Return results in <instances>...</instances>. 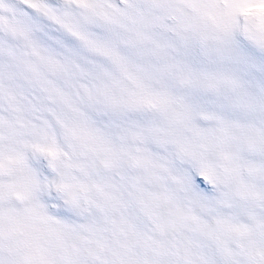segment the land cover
<instances>
[{"label":"clouds","instance_id":"1","mask_svg":"<svg viewBox=\"0 0 264 264\" xmlns=\"http://www.w3.org/2000/svg\"><path fill=\"white\" fill-rule=\"evenodd\" d=\"M39 2L107 54L42 13L27 38L14 33L27 23L22 0H0V260L38 245L53 264L64 248L76 264H251L264 251V147L242 134L264 141V48L245 32L259 34L255 18L224 40L193 7L222 0H88L107 23L69 0ZM50 33L70 42L54 49ZM145 94L154 106L139 103ZM205 114L238 127L222 136ZM202 164L217 179L192 190L186 172ZM27 176L39 188L18 199ZM33 206L69 231L51 233ZM9 217L25 230L9 232Z\"/></svg>","mask_w":264,"mask_h":264},{"label":"snow or ice","instance_id":"2","mask_svg":"<svg viewBox=\"0 0 264 264\" xmlns=\"http://www.w3.org/2000/svg\"><path fill=\"white\" fill-rule=\"evenodd\" d=\"M70 3L76 4L78 7L87 10L88 16L87 19L90 20H100L105 23L110 22L111 17L98 10L97 6L92 5L88 0H69ZM23 13L27 17V23L17 21L11 25V30L14 33H19L22 36L27 38L28 33L32 27V21L35 20V13H42L44 16H47L49 19L55 21L71 37L83 41L85 44L93 47L99 51L107 50L96 45L93 41L89 40L78 28L76 24L71 22L68 19L61 18L54 13L52 8L42 4L39 0H22ZM197 13L204 19L211 21L216 25L217 30L222 33V38L227 40L231 37L233 27L235 22L238 21L240 17L248 20L249 18H255L258 22L256 25L257 32L259 34L249 32L245 28V32L250 35V37L255 40V42L261 47L264 48V0H222V7L220 2L207 3L200 6L193 5ZM13 15L16 14V10H11ZM221 19L224 22H221ZM8 23L4 18H0V24ZM39 21L36 22V26H39ZM207 38V37H205ZM46 42L50 43V46L54 49L62 48L65 43H69L65 37L57 36L55 33H50L46 37H42ZM51 61V58H49ZM139 103L152 107L155 104V101L145 94L139 101ZM206 119L217 120L219 124V131L222 136H228L231 131L237 128V125L230 123L226 118H221L218 115L205 114ZM245 138L249 141L251 146L264 147V141L258 139L261 135L259 133L245 132L242 133ZM38 150L45 152L47 156L51 157L53 161L57 159V152L54 148H43L38 146ZM219 159L223 162L226 171H233L230 167V162L235 159L234 156H231L227 153L221 152L219 154ZM10 163L16 165H22V158L17 156L14 160L10 159ZM3 166L0 165V171H3ZM250 171H255V169H250ZM186 181L188 187L192 190H196L197 186H204L208 181H215L217 179L216 170L211 165L202 164L199 168L193 167L186 172ZM27 188L25 191H17L14 194L18 199H29L32 193L39 188V184L31 177H26ZM66 186H58V191H63ZM4 195V193H0ZM258 198L264 199V196L256 193ZM69 199L66 201L70 205L71 209H76L79 207L77 199L71 193H68ZM29 212L33 214L40 224L47 226L48 230L57 235L61 236L69 231L66 225L61 224L59 221L53 220L51 217L45 215L43 212L38 210V206H33L29 209ZM25 225L15 217H9L8 219V231H24ZM3 230V218L0 217V237L4 236ZM0 264H4V261L0 260ZM13 264H53V262L47 257L43 249L38 245H32L28 254L20 261H15ZM62 264H76L74 259V252L68 248L63 249V259ZM251 264H264V251L256 250L252 254Z\"/></svg>","mask_w":264,"mask_h":264}]
</instances>
